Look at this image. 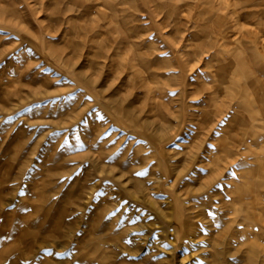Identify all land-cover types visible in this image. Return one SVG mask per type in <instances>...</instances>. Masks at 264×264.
Segmentation results:
<instances>
[{"label":"rangeland","instance_id":"1","mask_svg":"<svg viewBox=\"0 0 264 264\" xmlns=\"http://www.w3.org/2000/svg\"><path fill=\"white\" fill-rule=\"evenodd\" d=\"M263 44L264 0H0V264L264 246Z\"/></svg>","mask_w":264,"mask_h":264},{"label":"bare ground","instance_id":"2","mask_svg":"<svg viewBox=\"0 0 264 264\" xmlns=\"http://www.w3.org/2000/svg\"><path fill=\"white\" fill-rule=\"evenodd\" d=\"M190 2V1H189ZM176 4V3H175ZM194 4V3H193ZM161 5V4H160ZM189 6V5H188ZM175 10V9H174ZM194 10V9H193ZM161 11V10H160ZM181 11V10H180ZM159 12V11H158ZM169 13V11L167 12V14ZM211 16V15H210ZM225 16V15H224ZM230 17H231V15H230ZM239 18V17H238ZM216 19V18H215ZM220 19V18H219ZM231 19V18H230ZM169 20V19H168ZM164 21V20H163ZM204 22V21H203ZM208 22V21H207ZM227 22V21H226ZM164 23V22H163ZM205 24H207V23H205ZM230 24V23H229ZM224 25V24H223ZM225 26H226V24H225ZM208 27V26H207ZM205 28V27H204ZM208 29V28H207ZM232 29V28H231ZM208 32H209V30H208ZM222 34V33H221ZM225 34V33H224ZM253 34H255V32L253 33ZM252 35V34H251ZM256 35V34H255ZM207 36V35H206ZM255 39V38H254ZM258 39V38H257ZM252 41V40H251ZM255 43V42H254ZM260 43H262V42H260ZM258 45V44H257ZM261 45V44H260ZM264 45V44H263ZM259 46V45H258ZM257 46V47H258ZM261 48V47H260ZM202 49V48H201ZM208 50V49H207ZM206 51V50H205ZM241 53H243V52H241ZM262 53H263V56H264V49H263V51H262ZM251 58V57H250ZM241 59V58H240ZM246 61V60H245ZM247 62V61H246ZM259 64H260V62H259ZM138 71V70H137ZM138 73H139V71H138ZM254 152V151H253ZM257 153V152H256ZM262 155V154H261ZM264 156V155H263ZM235 159V158H234ZM264 160V159H263ZM234 161V160H233ZM236 162V161H235ZM232 164V163H231ZM238 164V163H237ZM234 165V164H233ZM258 165V164H257ZM237 166V165H236ZM24 167V166H23ZM257 168V167H256ZM260 169V168H259ZM234 170V169H233ZM22 171V170H21ZM260 172L261 173H259L258 175H257V177L256 178H259V179H261L262 180V182H259V181H254V182H256V184L257 185H260L262 188L264 187V166H261V169H260ZM247 173V172H246ZM244 176V175H243ZM242 177V176H241ZM260 180V181H261ZM235 183V182H234ZM255 184V183H254ZM231 188H232V186H231ZM230 188V189H231ZM241 191V190H240ZM262 191V190H261ZM244 192V191H243ZM242 196V195H241ZM264 196V195H263ZM240 198V197H239ZM233 199H235V198H233ZM237 201H239V202H241L239 199L237 200ZM263 201H264V199H263ZM204 202V201H203ZM245 203V202H244ZM241 204V203H240ZM261 204V203H260ZM242 205V204H241ZM248 205H249V203H248ZM196 206V205H195ZM243 207V206H242ZM245 207V206H244ZM243 207V208H244ZM245 209V208H244ZM247 209V208H246ZM249 209H251V207L249 208ZM190 211V210H189ZM263 212V214H264V210L262 211ZM244 213V212H243ZM253 213V212H252ZM241 215V214H240ZM249 216H251L250 215V213H248V212H246V215H245V218H247V217H249ZM263 217V216H262ZM259 219V218H258ZM236 220V219H235ZM246 221H248V220H246ZM249 222V221H248ZM247 225V224H246ZM253 226H254V224H253ZM260 226V225H259ZM255 227V226H254ZM261 227H263V226H261ZM261 227H259V228H261ZM258 230V229H257ZM264 230V229H263ZM262 230V231H263ZM261 231V230H260ZM257 232V231H256ZM244 235H245V233H244ZM263 236H264V233H263ZM241 239V238H240ZM255 239V238H254ZM260 240H261V238H260ZM245 241V240H244ZM256 241V240H255ZM243 242V241H242ZM254 242V241H253ZM251 243H252V241H251ZM253 244V243H252ZM261 244H263V243H261ZM260 244V245H261ZM248 245V244H247ZM259 245V246H260ZM262 246V245H261ZM258 247V249H252L251 251H249V253L247 252V254L243 257V258H237L236 257V259H229V264H236V263H239V264H264V246H262V247ZM253 247V246H252ZM257 247V246H256ZM255 247V248H256ZM246 248V247H245ZM261 248H262V255L260 254V252H259V249L261 250ZM242 251V250H241ZM240 251V252H241ZM229 255H232L231 253H229ZM239 256V255H238Z\"/></svg>","mask_w":264,"mask_h":264},{"label":"snow or ice","instance_id":"3","mask_svg":"<svg viewBox=\"0 0 264 264\" xmlns=\"http://www.w3.org/2000/svg\"><path fill=\"white\" fill-rule=\"evenodd\" d=\"M165 55H167V54H165ZM238 167V166H237ZM145 173H143V172H140V173H137V175H144ZM231 174V173H230ZM113 214H115V213H113Z\"/></svg>","mask_w":264,"mask_h":264},{"label":"crops","instance_id":"4","mask_svg":"<svg viewBox=\"0 0 264 264\" xmlns=\"http://www.w3.org/2000/svg\"><path fill=\"white\" fill-rule=\"evenodd\" d=\"M8 260V259H7Z\"/></svg>","mask_w":264,"mask_h":264}]
</instances>
